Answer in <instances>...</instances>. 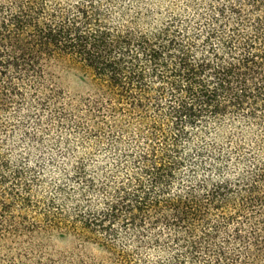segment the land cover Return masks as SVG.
I'll use <instances>...</instances> for the list:
<instances>
[{"label": "trees", "instance_id": "1", "mask_svg": "<svg viewBox=\"0 0 264 264\" xmlns=\"http://www.w3.org/2000/svg\"><path fill=\"white\" fill-rule=\"evenodd\" d=\"M0 264H264V0H0Z\"/></svg>", "mask_w": 264, "mask_h": 264}, {"label": "rangeland", "instance_id": "2", "mask_svg": "<svg viewBox=\"0 0 264 264\" xmlns=\"http://www.w3.org/2000/svg\"><path fill=\"white\" fill-rule=\"evenodd\" d=\"M67 84L69 85L71 90H74L75 82L73 79H68ZM66 138H68V136H66L65 133L60 134L57 132H53L49 135H46L45 144L42 151L46 153V155H48V153H51V151L54 152L55 144H53V142L61 139L65 140ZM41 174L43 175V181L41 184L36 186L35 191L38 194L39 199L44 200L53 194L54 188L59 184L60 181L57 180L58 172H56V170H51L50 168L44 166V170L41 171Z\"/></svg>", "mask_w": 264, "mask_h": 264}]
</instances>
